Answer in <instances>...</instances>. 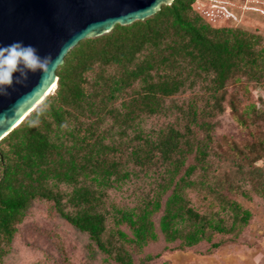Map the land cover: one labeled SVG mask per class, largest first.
<instances>
[{"label":"trees","instance_id":"16d2710c","mask_svg":"<svg viewBox=\"0 0 264 264\" xmlns=\"http://www.w3.org/2000/svg\"><path fill=\"white\" fill-rule=\"evenodd\" d=\"M197 3L173 0L143 21L79 42L57 68L55 89L0 141V264L38 201L51 203L116 264H136L134 256L160 234L166 249L176 244L178 251L201 242L215 251L237 240L251 214L204 183L212 155L239 182H227L231 190L246 197L245 183L264 205V170L256 166L264 160V110L248 93L264 80L261 38L213 27ZM197 88L201 94L183 106H167ZM226 111L237 140L216 137L215 119ZM161 116L173 121L147 127ZM154 168L158 192L132 210L107 208L109 190ZM185 189L198 191L194 204ZM160 210L157 234L152 217ZM215 234L224 238L212 242Z\"/></svg>","mask_w":264,"mask_h":264},{"label":"rangeland","instance_id":"374dc122","mask_svg":"<svg viewBox=\"0 0 264 264\" xmlns=\"http://www.w3.org/2000/svg\"><path fill=\"white\" fill-rule=\"evenodd\" d=\"M196 11L200 13L213 27H229L245 31L261 38V46L264 48V0H197ZM250 101L259 109L264 110V80L259 83H251L248 88ZM195 94H201L197 88L187 91L179 96L166 101L167 106H183ZM173 118L154 117L147 120V127L164 126ZM216 137L239 138V130L226 111L215 119ZM194 155L186 162V167L195 163ZM256 166L264 170V160ZM132 167V166H131ZM184 167L180 175L184 173ZM155 168L148 177L142 174L137 179H132L118 189L108 191L107 208L110 204L122 209L132 210L140 206L143 197L153 196L158 192L157 185L160 179L152 176ZM228 173V174H227ZM226 174V175H225ZM198 169L192 180H199ZM207 186H215L217 191L229 201L237 202L244 210L251 214V219L241 231L235 241H226L224 245L215 251H209L210 245L201 242L195 247L183 251L175 250L176 244L170 245L173 250L166 249L159 232L158 221L162 210L153 215L152 220L160 234L156 243L150 244L141 250V254L134 256V261L139 264L145 260L146 264H264V205L262 200L252 193L251 188L241 183L240 186L246 193V197L236 193L228 187L227 182H236L233 173L229 171L227 163L219 157L212 155L207 164L204 177ZM220 183V185H218ZM202 187L199 183L196 187ZM234 186V185H233ZM61 190L68 188L61 186ZM170 191L161 199L163 206ZM184 195L193 204L198 196L197 190L185 189ZM109 227L113 226L111 219ZM121 228V227H120ZM122 229V228H121ZM224 238L215 234L212 242H219ZM3 264H116L106 259L91 243L88 236L74 229L62 220L56 213L53 205L48 202L38 201L32 204L24 222L18 227V231L11 245L8 256Z\"/></svg>","mask_w":264,"mask_h":264},{"label":"water","instance_id":"95a60500","mask_svg":"<svg viewBox=\"0 0 264 264\" xmlns=\"http://www.w3.org/2000/svg\"><path fill=\"white\" fill-rule=\"evenodd\" d=\"M173 0H0V46L22 41L51 55L55 64L43 79L30 75L0 97V141L55 89L56 70L79 42L109 33L116 25L143 21Z\"/></svg>","mask_w":264,"mask_h":264},{"label":"clouds","instance_id":"9594fccd","mask_svg":"<svg viewBox=\"0 0 264 264\" xmlns=\"http://www.w3.org/2000/svg\"><path fill=\"white\" fill-rule=\"evenodd\" d=\"M54 64L51 55L41 56L31 44L14 41L0 46V97L9 96L14 85L26 86L30 75L39 73L43 79Z\"/></svg>","mask_w":264,"mask_h":264}]
</instances>
